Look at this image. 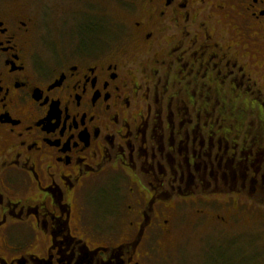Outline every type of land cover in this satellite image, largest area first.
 Instances as JSON below:
<instances>
[{
  "label": "flooded vegetation",
  "instance_id": "1",
  "mask_svg": "<svg viewBox=\"0 0 264 264\" xmlns=\"http://www.w3.org/2000/svg\"><path fill=\"white\" fill-rule=\"evenodd\" d=\"M118 1L113 53V0H0V264H155L176 204L264 208V0Z\"/></svg>",
  "mask_w": 264,
  "mask_h": 264
},
{
  "label": "rangeland",
  "instance_id": "2",
  "mask_svg": "<svg viewBox=\"0 0 264 264\" xmlns=\"http://www.w3.org/2000/svg\"><path fill=\"white\" fill-rule=\"evenodd\" d=\"M109 7V15L115 18H110L109 21L113 26V31L110 32L116 36L112 47L113 53H116L128 45L120 24L127 22V16L118 0L110 2ZM43 11L42 28L45 30L39 28L35 32L36 44L33 49L36 55L47 59L52 50L58 53L69 48L64 41L73 37L76 24L71 26L68 23V15L58 19L53 11ZM76 21L77 24L81 23V20ZM107 33L103 27L100 29L99 45L103 43ZM56 38L57 42L54 41ZM53 44L57 45L52 49ZM115 192L114 185L91 192L88 199L91 217L102 221V216H108L107 211L115 203ZM221 205L222 207H209L199 201L187 205L176 204V208H172L167 216L169 222L165 229L169 234L159 235L157 247L159 245L160 253L152 255L154 263L264 264V208L245 202L238 207L224 205V202ZM216 216L224 218V221L220 222ZM91 217L86 220L90 221ZM99 226L113 230L124 227L114 220H103Z\"/></svg>",
  "mask_w": 264,
  "mask_h": 264
}]
</instances>
